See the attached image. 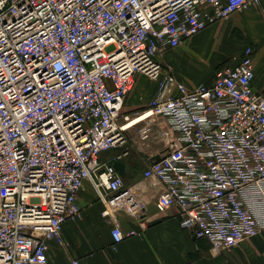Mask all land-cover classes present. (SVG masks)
Returning a JSON list of instances; mask_svg holds the SVG:
<instances>
[{"label":"built area","instance_id":"built-area-1","mask_svg":"<svg viewBox=\"0 0 264 264\" xmlns=\"http://www.w3.org/2000/svg\"><path fill=\"white\" fill-rule=\"evenodd\" d=\"M260 3L0 0V264H48V242L66 245L62 225L80 216L86 181L104 215L122 204L110 196L123 177L99 157L127 143L119 118L137 74L158 82L140 117L167 124L164 152L142 170L162 187L158 206L176 208L180 227L214 254L264 231V94L252 88L254 48L193 91L160 62ZM149 131L139 130L141 140ZM111 237L117 244L125 235L114 226Z\"/></svg>","mask_w":264,"mask_h":264},{"label":"crops","instance_id":"crops-1","mask_svg":"<svg viewBox=\"0 0 264 264\" xmlns=\"http://www.w3.org/2000/svg\"><path fill=\"white\" fill-rule=\"evenodd\" d=\"M248 46L255 50L252 88L264 94V0L258 7L248 4L228 20L218 21L180 47L165 51L160 62L164 72L193 91L199 85H211L217 71L235 66ZM157 88L158 82L143 74L135 76L119 118L121 124H133L126 130L129 148L115 147L99 157L101 164L119 160L124 166L123 188L110 196H118L122 204L104 215L106 204L86 181L77 197L80 216L62 225L66 245L48 242V264H71L72 259L81 264H264V231L214 254L205 239L194 238L180 227L176 208L158 206L162 187L143 179L142 170L164 152L160 133L167 124L162 117L133 120L148 110ZM143 127L150 129L146 140L139 134ZM114 226L125 235L117 244L111 237Z\"/></svg>","mask_w":264,"mask_h":264},{"label":"water","instance_id":"water-1","mask_svg":"<svg viewBox=\"0 0 264 264\" xmlns=\"http://www.w3.org/2000/svg\"><path fill=\"white\" fill-rule=\"evenodd\" d=\"M114 167L118 170L121 176L124 174V166L121 161H116L113 163Z\"/></svg>","mask_w":264,"mask_h":264},{"label":"bare ground","instance_id":"bare-ground-1","mask_svg":"<svg viewBox=\"0 0 264 264\" xmlns=\"http://www.w3.org/2000/svg\"><path fill=\"white\" fill-rule=\"evenodd\" d=\"M143 118V121L145 120V119H147L148 118V116H143V117H140V118H137V119H133L134 121H136V120H140V119H142ZM130 123H131V121H130ZM128 124L127 125V129H129L131 126H133V124ZM140 123V122H139ZM136 124V123H135ZM134 124V125H135Z\"/></svg>","mask_w":264,"mask_h":264},{"label":"rangeland","instance_id":"rangeland-1","mask_svg":"<svg viewBox=\"0 0 264 264\" xmlns=\"http://www.w3.org/2000/svg\"><path fill=\"white\" fill-rule=\"evenodd\" d=\"M125 148H129V145L128 144H125V146H124Z\"/></svg>","mask_w":264,"mask_h":264}]
</instances>
